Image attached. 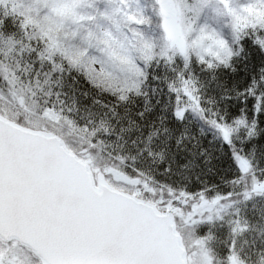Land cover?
I'll use <instances>...</instances> for the list:
<instances>
[{
	"label": "snow or ice",
	"instance_id": "snow-or-ice-1",
	"mask_svg": "<svg viewBox=\"0 0 264 264\" xmlns=\"http://www.w3.org/2000/svg\"><path fill=\"white\" fill-rule=\"evenodd\" d=\"M0 264H264V0H0Z\"/></svg>",
	"mask_w": 264,
	"mask_h": 264
},
{
	"label": "trees",
	"instance_id": "trees-1",
	"mask_svg": "<svg viewBox=\"0 0 264 264\" xmlns=\"http://www.w3.org/2000/svg\"><path fill=\"white\" fill-rule=\"evenodd\" d=\"M209 139H210V137H209ZM223 151H227V149L225 148ZM217 155H221L220 153H217ZM226 159V157H223V156H221V162L223 163V161ZM218 179V178H217Z\"/></svg>",
	"mask_w": 264,
	"mask_h": 264
}]
</instances>
